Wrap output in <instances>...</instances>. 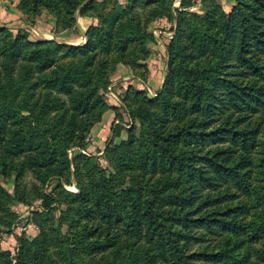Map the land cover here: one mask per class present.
Returning a JSON list of instances; mask_svg holds the SVG:
<instances>
[{
	"label": "trees",
	"instance_id": "1",
	"mask_svg": "<svg viewBox=\"0 0 264 264\" xmlns=\"http://www.w3.org/2000/svg\"><path fill=\"white\" fill-rule=\"evenodd\" d=\"M160 2L20 0L32 16L42 4L62 27L75 23L77 11L93 10L99 22L84 44L30 41L0 24V175L47 168L66 174L65 183L74 175L78 188L57 184L70 197L72 214H62L69 229L22 238L14 264L26 257L29 264H88L87 257L99 258L93 264H264V246H255L264 240V184L253 182L264 140L261 122L252 121L264 111V0H235L228 13L203 3L202 20L169 12L176 26L162 88L153 98L125 94L132 125L118 142L121 125L113 126L104 150L111 170L94 156L68 157L72 146L84 148L108 108L101 92L110 66L135 68L147 54L146 25L161 16ZM188 4L180 0L181 8ZM80 160L89 164L91 184L82 180ZM36 193L48 207L53 198ZM11 197L0 183V200ZM213 239L215 246L187 248L189 240Z\"/></svg>",
	"mask_w": 264,
	"mask_h": 264
},
{
	"label": "rangeland",
	"instance_id": "2",
	"mask_svg": "<svg viewBox=\"0 0 264 264\" xmlns=\"http://www.w3.org/2000/svg\"><path fill=\"white\" fill-rule=\"evenodd\" d=\"M128 1L118 0L124 6L128 4ZM224 1L189 0L188 6L181 8L180 0H161V4L158 6L159 12L162 13L161 16L154 18L146 25L148 39L144 42V46L147 49V54L137 61L135 68L120 61H116V65L110 66L107 88L101 92L108 108L105 109L100 120L94 123L85 135L84 148L77 146L69 148V158H73L78 153L94 156L97 158L99 166L111 170L104 150L112 135L113 126L121 125L120 135L115 138V142H118L126 138L125 130L132 125V119L124 106L127 100L125 94L133 90H143L146 92L147 97L153 98L162 88L167 70L168 55L166 46L168 40L174 34L176 26V19L170 21L166 15L169 12L175 15V10L179 9L184 12V17L187 20H190L192 14H197L198 18L202 20L205 15L203 3L208 6L217 4L225 13H228L235 0L230 4H224ZM151 6H148L146 10H149ZM138 11L142 14L140 8H138ZM148 13L149 11H145L143 15ZM75 19V23L62 27L61 24H56L54 15L49 13L42 4L38 5L36 14L32 16L23 11L20 0H0V24L10 29L13 35L26 33L27 39L30 41L37 40L34 35L39 34L40 39H53L60 44H84L86 30L90 25H97L99 18L93 10H88L82 15H79L77 11ZM114 65L112 71L111 68ZM109 111H111V116L108 117ZM252 121L261 122L260 138L264 140V111L254 115ZM135 126L138 128L137 124ZM7 138L8 133L4 135L2 143H5ZM258 152L264 155V145L258 147ZM79 166L83 171V182L91 184L92 177L89 164L84 160H80ZM70 167L72 170V163ZM46 170L47 168L36 171L25 168L21 173L11 170L9 173L0 175V183L12 195L11 199L2 198L0 200V252L3 257L0 258V264L6 258L12 259L14 264L22 238L32 239L41 230L56 238L59 236L60 231L65 233L70 227L69 221L66 220L67 217H62L67 206L71 204L69 202L70 197L60 191L57 184L60 181L64 190L77 192L76 179L73 175L70 178L71 183H65L63 178L66 177V174L58 178L57 174L53 173L55 171L50 169L47 172ZM262 171H264V165L255 167L253 182L264 184V181L260 180V178H264ZM41 177H47V179L42 181ZM36 191H42L43 197L44 194H49L53 198L48 207L42 205V197H38ZM19 196H22L24 200H20ZM42 211L46 214L42 215ZM66 214L71 215L72 213L67 210ZM248 217L246 216V218ZM61 222L62 224H60ZM123 236L121 235V238ZM215 245L216 241L214 239L201 242L189 240L187 248L188 250H201L206 246ZM255 246H264V240H260ZM51 250L53 256L59 258L60 255L56 249L51 247ZM87 258L85 260L88 264H93L99 259L98 257ZM24 262L29 264L28 257L25 258ZM158 264H163L161 258H158Z\"/></svg>",
	"mask_w": 264,
	"mask_h": 264
},
{
	"label": "crops",
	"instance_id": "3",
	"mask_svg": "<svg viewBox=\"0 0 264 264\" xmlns=\"http://www.w3.org/2000/svg\"><path fill=\"white\" fill-rule=\"evenodd\" d=\"M232 1H233V0H225V1H224V4H230V3H232ZM77 24H78V22H77ZM34 36H35L36 38H41V36H40L39 34H38V35H34ZM109 116H111V111H109V113H108V117H109ZM108 117H107V118H108ZM101 126H102V125H101ZM99 128H100V127H99ZM98 131H99V130H98Z\"/></svg>",
	"mask_w": 264,
	"mask_h": 264
}]
</instances>
